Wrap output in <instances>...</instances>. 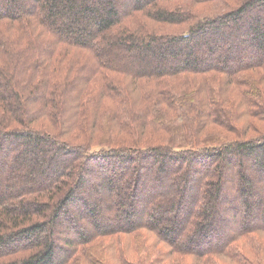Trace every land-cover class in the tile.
Wrapping results in <instances>:
<instances>
[{"label": "trees", "instance_id": "16d2710c", "mask_svg": "<svg viewBox=\"0 0 264 264\" xmlns=\"http://www.w3.org/2000/svg\"><path fill=\"white\" fill-rule=\"evenodd\" d=\"M260 125L264 0H0V264H264Z\"/></svg>", "mask_w": 264, "mask_h": 264}, {"label": "rangeland", "instance_id": "374dc122", "mask_svg": "<svg viewBox=\"0 0 264 264\" xmlns=\"http://www.w3.org/2000/svg\"><path fill=\"white\" fill-rule=\"evenodd\" d=\"M243 123L244 124H249V119L243 120ZM259 127L261 128V131H259V132L260 133L264 132V125H260ZM242 128H240V130H242ZM234 137H235V135H233V138ZM81 217H82V219H85V221H88V218L83 217V216H81ZM144 237L147 240V243L149 245H151V247H153L155 250H157V251H155V253L151 252V258L152 259H155V256L161 254L162 252H166L167 249L169 248V246L167 244L163 243L162 241H160L158 239V237H157V235L155 233H151V232L145 231L144 232ZM261 256L263 257L262 254H261ZM133 258H134V256H133ZM185 261L188 264V263L191 262V259L187 258ZM113 262H114V264H117L115 259H114Z\"/></svg>", "mask_w": 264, "mask_h": 264}]
</instances>
